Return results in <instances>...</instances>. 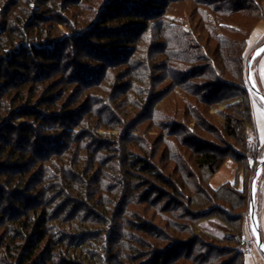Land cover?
<instances>
[{
  "label": "trees",
  "instance_id": "1",
  "mask_svg": "<svg viewBox=\"0 0 264 264\" xmlns=\"http://www.w3.org/2000/svg\"><path fill=\"white\" fill-rule=\"evenodd\" d=\"M158 1L160 2L110 0L101 7L94 22L81 26L74 20L81 17L86 21L87 16H72L69 11L71 7L83 10L82 0H0V228L6 229L5 235L0 237V264H105L107 257L86 247L89 242L91 245L97 242L103 230L85 226L93 224L90 218L97 217L102 220L99 221L101 229H105L111 214L107 208L113 206L117 199L112 198L117 186L123 193H138L142 188H147L170 199L187 197L188 211L193 215L191 222L194 225L197 220L208 218L215 209L213 207L220 205L214 201L225 202L230 206V198L238 196L237 193L230 192V183L218 189H207L206 186L208 179H212L226 163L228 152H245L249 147L248 133L254 126V114L251 100L246 96V86L243 85L245 82L249 85L245 57L252 31L264 20V0H194L206 7V10L200 11V22L195 29L198 35L200 33L199 38L190 31L183 32L182 35L172 32V21L161 18L159 12L168 6L167 3L182 0ZM37 3L44 9L45 12L42 13L51 14L50 18H40L36 12H32ZM112 3L114 6L109 5ZM18 10L17 16L15 13ZM147 11L155 14L153 18L147 15ZM105 12L109 15L104 16ZM236 16L240 25L231 23ZM154 20L157 21L153 22V26H159L156 34L161 43L154 49H158L164 56L165 64L162 69L166 71L157 81L171 80L158 95L159 105L169 100L170 106L157 111L158 113L154 109L149 114L150 123L157 128L155 133L160 134V137L152 140L143 135L140 141V136H136L135 122L129 124L128 129L124 126L127 121H135V111L126 110L125 121L109 112L110 118L106 125L118 123L122 126L125 130L122 141L127 138L132 146V149H127L128 153L124 150L127 161L124 173L129 181H123L119 175L107 176L108 180L104 181L102 174L96 172L97 169L96 175L92 174L89 180L88 176L94 166H102L110 153L116 156L121 152L119 143L111 146L114 140L97 141L95 144L101 149L105 148L108 154L103 156L100 163L95 161L96 154L91 156L86 160V169L80 170L76 155H69L68 158L63 154L70 152L69 146L74 143L84 150L81 144L83 138L90 136V142L94 140L90 129L96 128L102 132L109 130L93 126L87 119L82 121L83 128L66 129L60 126L62 131L55 124L47 126L45 122L50 118L72 121L75 101L68 99L65 88L78 86L73 91L76 95V91L100 85L101 69L98 71V66L94 65H104L108 55L124 58L122 62L111 64L110 68L130 65L129 58L134 59L135 55L133 53L127 59L128 52L122 55L123 50L129 47L131 41H135L132 39L133 35L136 36L139 30L146 32L148 24ZM228 24L239 25V43L235 39L231 40L233 30L228 28ZM60 26L65 27L68 35L58 34ZM192 27L191 25L190 28ZM61 43H65L66 48L60 54L58 47ZM233 54H238V59L233 60ZM66 55L71 59L70 63L75 70L69 78L66 77L72 68L71 64H67L65 73L63 69L57 70L63 62L67 63L64 61ZM28 62L37 64L36 71L30 70ZM5 64L8 65L6 72L3 71ZM133 64L130 65L132 71L141 69L144 65L149 71L153 66L148 60H137ZM59 71L62 74L55 81ZM13 72L16 76H12ZM202 75L211 80V85L219 88L220 93H208L203 85L188 84L192 76L197 78ZM118 76L119 74L116 77ZM127 86V92L133 90L132 82ZM226 88L235 92L230 96L232 102L224 105L221 91ZM238 89H241L242 95L236 92ZM147 90L149 91L148 87ZM119 91L120 89L116 90V94ZM114 96L115 94L112 97ZM128 100L124 105L133 109L147 103L146 100L135 103L132 97ZM174 100L180 101V108L174 102L172 106ZM101 102L99 103L98 98H93L89 105L98 106ZM216 105L225 110L216 108ZM106 110L111 109L105 108L103 113ZM101 112L102 110L99 115ZM90 114L95 115L92 110ZM143 116H139L138 120ZM179 120V132L177 128L169 129L168 125ZM12 124L15 131L18 126L17 140L8 138V129ZM191 124L194 126L192 130L189 129ZM38 130L40 133H36ZM29 133L33 138L28 136ZM183 133L186 137H183ZM33 139L36 141L33 142ZM191 139L196 142V146L190 143ZM24 141L33 146L32 152L28 146H24L27 145ZM202 141L205 144H200ZM159 145L163 146L162 150H156ZM223 146L228 150H222ZM61 148L65 150L61 151ZM46 150L55 155V160L52 155L44 157ZM133 179H144V185L133 183ZM191 181H197L194 187L200 190L198 196L201 201L195 198L194 192L191 194ZM148 198L139 199L149 203ZM212 202L216 206H212ZM9 203L10 206L7 207L6 204ZM236 205L232 203L231 207H237ZM81 210L86 212L81 214L84 216L80 215ZM194 210H198L199 214H195ZM166 211L169 212L170 209L167 208ZM132 216L136 220L134 227L142 228L138 231L150 229V223L147 224L148 221L142 215ZM132 223L134 221L129 225L131 229ZM189 227L193 228L191 224ZM156 228L160 229L158 226ZM132 230L135 235L136 230ZM190 232L191 230L186 229L187 236ZM114 233L113 227L108 233V239ZM68 239H71L70 242H67ZM237 245H241L240 237ZM103 250L107 252L108 248L104 245ZM237 251L231 261L233 264H243L244 251L240 248ZM158 263L157 259L156 264Z\"/></svg>",
  "mask_w": 264,
  "mask_h": 264
},
{
  "label": "rangeland",
  "instance_id": "2",
  "mask_svg": "<svg viewBox=\"0 0 264 264\" xmlns=\"http://www.w3.org/2000/svg\"><path fill=\"white\" fill-rule=\"evenodd\" d=\"M9 1L10 0H7V2ZM236 1L237 0H233L232 2ZM31 2H34V0H31ZM82 2L83 10H75L77 8L71 7V11H69V14L72 16H74L75 14L76 16H87L86 21H83V18L81 17L74 20V22H78L79 25L86 26L87 24L94 22L97 14L100 10H102L101 7L103 8V6L110 2V0H82ZM157 2L160 1L157 0ZM167 4L168 6H165L164 9L159 13H161L160 15H162L161 18L165 17L164 19H169L172 21V32L182 35L183 32L185 33L190 31L191 34L194 33V35L199 38L200 33L198 35V31L195 32V29L200 22V11L202 9L206 10L205 5L197 3V1L194 2V0H182L176 3L169 2ZM109 5L114 6V3ZM148 10L150 9L148 8ZM43 11L44 9H41L39 3L35 4L34 9L32 10V12H34V14L36 12L40 18H42L43 16H47V18H50L51 14H44L42 13ZM13 12H15V10ZM17 13L19 14V10L16 11L15 15ZM15 15L14 17H16ZM108 15L109 14L107 12L104 13V16ZM147 15L151 18L155 14H151V12L147 11ZM232 20L233 21L231 23H238L240 25L238 16L232 18ZM156 21L157 20L151 21L148 24L149 29L146 32H142V30H139L136 33V36L133 35L132 39H134L135 41H131L128 44L129 47L126 48L125 51L123 50L124 53L122 54L124 55L126 52H128L126 57L128 59L131 55L133 56L134 53V59H132V57H130L131 59L129 58L130 65H134L133 62L137 60L142 62L148 60L149 64L153 65L152 68H149V71H147L146 65H144L141 69L136 68V71H132L130 65H119L117 67L110 68L111 64L122 62L124 58L121 59L119 55L115 56L114 58L111 57V55H108V57L106 58V63L104 65H94L98 66V71L101 69V73L99 76L100 85L95 86L93 89L91 88L89 90L76 91V95L73 93V91L77 90L78 86H70L68 88H65V95L68 96V99L75 101V106L72 107V110H74V113L71 115L72 121H68L65 119L60 120L59 118H50L45 122L47 126L55 124L58 128L61 126L66 129H80L83 128L82 121L87 119V121L92 123L93 126H98V128L100 126L101 129H103L104 127L105 130H109V132H102L98 131L96 128L90 129L94 140L90 142V136L83 138L84 140H82L83 143L81 141V144L84 146V150H81V148L77 147V145L74 143L69 146L71 151L63 154L64 157L68 158L70 156L72 157L76 155V157H78V169L80 170L82 168L86 169V167L88 166L86 160H89L91 156L93 157V155L96 154L97 159L95 161L100 163L101 159L108 154V151L105 148L101 149L99 145L95 144L97 143V141L105 142L106 139H109L111 141L114 140L111 142V146L117 145V143H119L121 152H116V156L113 153H110L108 158L104 160V164H102V166H94L92 172L88 176L89 180L91 179L92 174L100 172L104 181H107V176L109 177L111 175H119L122 176L121 178H123V181H129L124 173L127 165V161L125 158L126 156H124V150L127 152V149H132V146L129 144V139L126 138L125 141H122L125 131L124 129H122V126L118 125V123L116 125L112 123L106 125L108 118H110L108 116L109 112H113V114L116 115V118L121 117L125 121L124 114L126 110L128 112L135 111V121H127L126 124L124 123V126L125 129H128L129 124L135 122V131L137 132L136 136H140V141L143 138V135L144 137L152 138V140L160 137V134L155 133L157 128L153 127L152 123H150L151 118L149 117V114L154 109L156 113H158L157 111H163V109L170 106L171 102L169 100L159 105L160 98H158V95L162 92V88L171 83V80L168 79L164 82L157 81L158 78L165 75L166 71H163L162 69L165 64L164 56L161 55L158 49H154L161 44L160 42H158L159 38L158 34H156L159 26H153V22ZM191 25L193 26L192 28H190ZM228 25V28H231L233 30V37L231 38V40L235 39L239 43V40L241 38L239 35L240 29L237 27L239 25ZM58 34L68 35V31L64 26H60ZM263 44L264 20H262L255 27L249 37L245 57L246 65L249 58ZM65 48V43H61L59 45L58 49L60 50V54L64 52ZM131 50H133L134 52H132ZM152 50H154V52H152ZM231 51L235 53V50L231 49ZM231 58H233V60L238 59V54H233ZM64 59V61H66L67 63L63 62L60 68H57V70L63 69V73H65L68 68L67 64H71V59L67 55ZM19 60L23 61L22 58H20ZM28 63L30 70L36 71L35 65L37 64L35 63L33 65L30 62ZM262 63H264V52L258 54L253 61L251 66V75L256 88L260 93L264 95V79H261L260 76ZM7 66V64L3 66V71H7ZM71 66L72 68H70L68 77L66 78L73 76V73L75 71L74 65L71 64ZM14 72L12 73V76H16V73ZM34 74L36 76V73ZM61 74L62 72L60 71L56 73L55 81L59 80V75L61 76ZM117 74H119L118 77H116ZM135 76L136 78H134ZM188 81H190V83H188L190 85H203L204 89L208 90V93H213L214 91L220 93V89L211 85V80L206 78V76L204 75L198 76L197 78L192 76ZM129 82L133 83V90H129L127 92V84ZM243 85L246 86V96L249 98V100H251L252 110L254 114V126L248 133L249 147L245 149V152H228L229 154L228 156H226V163L213 176V178L209 180L208 176H205V178L208 179V185L206 186L207 189L209 187L218 189L224 184L230 183V192L237 193L238 196L232 197V199L230 198V206L225 202H216L217 200L214 201V203H218L220 205L222 204L223 206L219 205L217 206V208L213 207V209H215H212L213 211L210 212L208 218L201 220L199 219L197 220V224L194 225V223L191 222L193 215L188 211L189 204L187 203V197V199L185 197H175V199H170L167 198L166 195L156 192L153 193L151 192V189L147 188H142L138 193H128L129 191L123 193L117 186L112 197L114 199H117H115L113 206H108L107 208L111 214L108 217L109 222L106 223L105 229H101L99 221L102 220H98L97 217L90 218L91 220H93V224H87V227L85 226V228H100V230H103L97 239L98 243L95 241L94 244L91 245L88 241L89 244L86 245V247H88V249L91 248V251H93L94 253H98L100 255L103 254L104 257H107L108 259L105 261V264H156L157 259L159 262L158 264H233L231 261L232 257L235 255V252L238 253L237 250H239V248L244 251L243 264H264V253L261 251L255 232L253 231L250 221L249 208L250 188L252 184L251 181L254 178L256 169L264 159V117H262L261 115V113H264V104L255 94H253L250 86L248 85V82H245ZM147 87L149 88V91L147 90ZM117 88L120 89L118 94H116V90L118 91ZM234 92L235 90L232 91L228 88L221 91V95L224 96H222L224 99V105L232 102V98H230V96H232V93ZM236 92H238L239 95L243 94L241 92V89L236 90ZM208 93L203 94L207 95ZM113 94H115L114 97H112ZM228 96L229 98H227ZM129 97H132L135 103L139 101L144 102L145 100L147 101V103L140 107L137 106V109H133L124 105L127 101L129 102ZM93 98H98L99 103L102 101V104L98 106L94 104L89 105L90 100ZM173 102L178 104L179 108L181 107L180 101H172V106L174 104ZM105 108H110L111 110H106V112L103 113L105 111ZM216 108L224 109V107H221L220 105H216ZM90 110H92L97 116L91 115ZM101 110L102 112L99 115ZM80 113L82 114L79 115ZM156 113L155 115H157ZM142 114L144 115L143 118L138 120L139 116H141ZM81 118L82 120H80ZM179 122L181 121L179 120L174 124L168 125L169 129L174 130L177 128V132H179V126H181L179 125ZM12 126L13 124L9 126L8 138L17 140L19 139L18 126H14L16 128V131L12 129ZM193 127V124L189 125L190 130H192ZM33 129L36 130V128ZM59 129L61 130V128ZM38 132L40 133L39 130L36 133ZM182 135L183 137H186L184 133ZM28 136L33 138L31 133H29ZM35 141L36 140L33 139V142ZM202 142L203 143L200 144H205V141ZM24 143H27V141H24ZM67 143L69 142L67 141ZM190 143L196 146V142L192 139L190 140ZM24 146H28L32 152L33 146L28 143ZM162 148L163 146L161 147L159 145L156 150H162ZM221 149L224 151L228 150L226 146L221 147ZM60 150H65V148H61ZM45 152L46 153H44V157L47 158L49 155L53 156L52 159L55 157V155L53 153H50L49 150H46ZM134 152L138 153L136 151ZM44 163H46L48 166L50 165L47 161H45ZM96 169L98 171H96ZM143 180L144 179H133L132 181L135 184L140 183L141 185H144L142 183ZM191 182L192 183H190V185L192 186H189L191 194L194 192L196 194L195 198H198V200L201 201V197L198 196V194H200V190L198 191V189H195L194 187V185L197 184V181ZM199 188L202 189V187ZM48 196H50V194ZM141 197H144L146 199L149 197V203H144L143 200L139 199ZM254 198L257 226L259 228L261 240L263 241L264 246V166L258 174ZM15 201L17 202V200ZM214 203L212 202L211 205L216 206L213 205ZM232 203L237 204V207H231ZM6 206H10V203L6 204ZM167 208L170 209L169 212L166 211ZM85 213L86 212L84 210H81L80 215ZM194 213L199 214L198 210H194ZM133 214L142 215L144 220L148 221L147 224L150 223L148 225V228L150 229L145 232L138 231L142 228L140 226H137L136 228L134 227L136 220L135 218H133ZM133 221L134 223H132V229L136 230L135 235H133V230L131 229V227H129V225L131 226V222ZM189 223L191 224V226H193L192 229L189 227ZM7 224L8 223H5V225ZM156 226H158L160 229H157ZM113 227L115 228V233L110 239H108V233L112 230ZM186 229L191 230L189 236H187L186 234ZM5 230L6 229L4 227L0 228V237H3L5 235ZM133 236L134 239H132ZM239 237L241 241L240 247L237 245ZM70 240L71 239H68L67 242H70ZM106 240H109V243H106ZM104 245L108 248L109 253L108 251L105 252L103 250ZM77 254L79 253L77 252ZM205 261H207L208 263H205ZM234 264L239 263L236 262Z\"/></svg>",
  "mask_w": 264,
  "mask_h": 264
},
{
  "label": "water",
  "instance_id": "3",
  "mask_svg": "<svg viewBox=\"0 0 264 264\" xmlns=\"http://www.w3.org/2000/svg\"><path fill=\"white\" fill-rule=\"evenodd\" d=\"M261 48H264V44L259 49H257L256 52L248 60L247 77H248L250 89L252 90L253 94H255L264 104V99H262V97H264V95L262 93H260L259 90L256 88L254 81H253V78H252V75H251L252 63L255 60V58L257 57L258 53L259 54L261 53L259 51ZM263 166H264V159L262 160V162L259 164L258 168L256 169V172H255L252 184H251V188H250V221H251L253 231L255 232L256 238L258 240V245H259L261 251L264 253L263 241L261 240L259 228L257 226V218H256V212H255V198H254L255 186H256L258 174H259L260 170L263 168Z\"/></svg>",
  "mask_w": 264,
  "mask_h": 264
},
{
  "label": "snow or ice",
  "instance_id": "4",
  "mask_svg": "<svg viewBox=\"0 0 264 264\" xmlns=\"http://www.w3.org/2000/svg\"><path fill=\"white\" fill-rule=\"evenodd\" d=\"M259 51L264 52V48H261ZM260 76H261V79H264V63L261 64ZM262 99H264V97H262ZM261 115L262 117H264V113H261Z\"/></svg>",
  "mask_w": 264,
  "mask_h": 264
}]
</instances>
